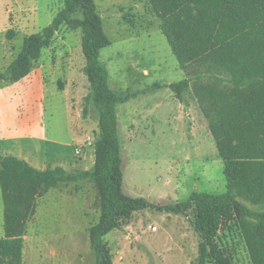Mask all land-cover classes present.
Instances as JSON below:
<instances>
[{"label": "rangeland", "instance_id": "rangeland-1", "mask_svg": "<svg viewBox=\"0 0 264 264\" xmlns=\"http://www.w3.org/2000/svg\"><path fill=\"white\" fill-rule=\"evenodd\" d=\"M94 1L111 41L101 52L110 88L140 92L117 107L124 192L160 206L185 202L193 193H225L224 163L192 86L182 99L170 88L185 78L193 79L194 68L180 67L149 2ZM63 8L64 0H0V73L19 55L24 39L51 24ZM82 39L81 29L63 25L28 77L0 85H46L43 117L25 105L7 116L0 110V133L44 135L49 140L46 146L68 144L76 155L71 153L72 161L78 162L76 168H67L69 173L94 168L95 145L89 148L86 143L88 137L95 143L100 134ZM22 91L24 88L18 89L19 94ZM12 99L7 105L15 108L18 97ZM81 147L86 154L79 158L76 150ZM87 153H92V159H86ZM100 215L92 182L49 191L38 200L36 213L28 222L22 264H94L90 230ZM194 218L192 211L177 215L147 209L133 214L105 238L113 264H194L202 241ZM3 224L0 188V238L4 236ZM221 245L232 254L234 264H252L239 231L225 234Z\"/></svg>", "mask_w": 264, "mask_h": 264}, {"label": "trees", "instance_id": "trees-1", "mask_svg": "<svg viewBox=\"0 0 264 264\" xmlns=\"http://www.w3.org/2000/svg\"><path fill=\"white\" fill-rule=\"evenodd\" d=\"M147 1L180 67L194 68L193 79L170 88L182 99L192 86L223 160L227 191L193 193L185 202L166 206L124 192L117 107L140 92L110 88L101 52L111 41L95 1L64 0L51 24L24 39L19 55L0 73V85L28 77L63 25L81 29L91 99L99 112L95 165L90 171L69 173L61 167L41 171L18 157H0L4 204L0 264H22L27 225L38 200L53 189L83 181L95 185L101 209L98 224L90 230L94 264H113L106 236L147 209L177 215L194 212V228L202 239L194 264H234L232 254L221 245L222 237L233 231L242 235L251 263L264 264V0Z\"/></svg>", "mask_w": 264, "mask_h": 264}, {"label": "crops", "instance_id": "crops-1", "mask_svg": "<svg viewBox=\"0 0 264 264\" xmlns=\"http://www.w3.org/2000/svg\"><path fill=\"white\" fill-rule=\"evenodd\" d=\"M22 88H24V91H22V94H19L18 89ZM45 94V84H10L9 86L1 87L0 110L3 112V115L7 116L16 113L22 105H25L30 112L38 114L39 116L41 114L43 117L42 107L46 98ZM13 95L18 97V104L15 108L12 105H7L8 102L13 100ZM8 106H10V108H8ZM27 135L28 134L15 137L14 135H4L0 133V156L12 155L18 157L41 171L56 167L67 170V168H76L78 165V162L74 163L72 161L73 150L72 152L70 151L71 146L68 144L63 145L62 143L54 142L56 146H46L49 140H46L44 135L43 138L40 136ZM23 139L38 143L20 144L17 142V140L22 141ZM42 143H45V146L42 145ZM73 155L76 157L75 154ZM80 157L81 156H79V158ZM87 157H91L92 159V153H87L86 159Z\"/></svg>", "mask_w": 264, "mask_h": 264}, {"label": "built area", "instance_id": "built-area-1", "mask_svg": "<svg viewBox=\"0 0 264 264\" xmlns=\"http://www.w3.org/2000/svg\"><path fill=\"white\" fill-rule=\"evenodd\" d=\"M86 146L89 147V148H91V147L94 146V141H93V139H92L91 137H88V138H87ZM83 150H84V147L77 148V150H76V154H77L78 156H82V155H83Z\"/></svg>", "mask_w": 264, "mask_h": 264}]
</instances>
